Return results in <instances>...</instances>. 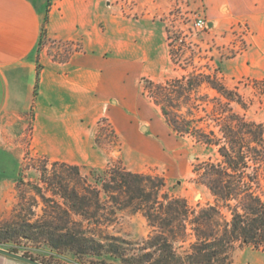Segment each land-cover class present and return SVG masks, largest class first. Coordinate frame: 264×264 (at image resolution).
Instances as JSON below:
<instances>
[{
  "label": "crops",
  "instance_id": "0c3cea01",
  "mask_svg": "<svg viewBox=\"0 0 264 264\" xmlns=\"http://www.w3.org/2000/svg\"><path fill=\"white\" fill-rule=\"evenodd\" d=\"M198 1L211 29L246 20L254 33L249 65L243 54L225 60L223 71L232 75L245 66L264 74V0ZM110 9L107 0H0V140L22 139L30 116L36 153L105 169L108 152L96 144L102 119L124 158L163 151L150 139L175 138L141 89L142 79L172 78L166 25L119 19ZM68 47L73 51L65 56ZM0 264L26 263L0 255Z\"/></svg>",
  "mask_w": 264,
  "mask_h": 264
},
{
  "label": "trees",
  "instance_id": "16d2710c",
  "mask_svg": "<svg viewBox=\"0 0 264 264\" xmlns=\"http://www.w3.org/2000/svg\"><path fill=\"white\" fill-rule=\"evenodd\" d=\"M143 83L173 133L217 156L193 167L195 183L213 202L193 209L166 193L162 178L118 166L54 162L50 172L40 170L43 188H35L44 205L41 216L17 214L16 229L2 239L42 241L76 256L105 254L121 264H233L237 248L264 252V125L235 113L231 104L243 106L242 97L210 75L192 72L164 84ZM203 86L219 98L207 100ZM125 213L145 220L149 232L142 241L108 233Z\"/></svg>",
  "mask_w": 264,
  "mask_h": 264
},
{
  "label": "rangeland",
  "instance_id": "374dc122",
  "mask_svg": "<svg viewBox=\"0 0 264 264\" xmlns=\"http://www.w3.org/2000/svg\"><path fill=\"white\" fill-rule=\"evenodd\" d=\"M107 3L111 14L119 19H148L166 25L173 74L165 82L180 80L192 72L210 75L217 83L242 97L243 106L231 104L235 113L245 120L264 125V74H253L244 66L240 73L229 75L222 66L225 60L243 54L249 65L247 52L252 48L254 33L246 20L232 21L224 28L213 30L207 25L205 7L198 0H107ZM198 19L205 23L204 28L195 26ZM44 45L42 42L40 49ZM64 49L65 56L73 51L71 47ZM141 89L145 94L143 79ZM201 95L207 100L219 98L206 86L202 87ZM147 97L151 100L148 94ZM207 127L212 128L213 124L208 121ZM30 132L31 117L28 116L22 139L8 143L0 140V248L16 250V254L32 257L41 264H121L105 254L101 257L76 256L67 251L57 253L42 241L2 239L6 232L16 229L17 214L33 220L41 216L44 205L35 190L36 187L43 188L39 181L40 170L45 167L50 172L52 163L57 162L32 149ZM174 134L175 138L171 140L148 141L151 146L161 144L164 152L153 147L146 155L124 158L118 154L121 141L114 136L109 123L102 119L97 126L96 144L108 152L106 168L128 167L140 174L160 177L165 182L166 193L185 199L193 209L211 204L213 198L208 190L194 181L193 167L207 160L215 161L217 156L190 137ZM42 191L47 198L50 197L44 189ZM148 232L145 220L129 213L119 216L118 223L108 230L112 235L133 242L142 241ZM233 264H264V252L249 247L237 248L233 253Z\"/></svg>",
  "mask_w": 264,
  "mask_h": 264
},
{
  "label": "water",
  "instance_id": "95a60500",
  "mask_svg": "<svg viewBox=\"0 0 264 264\" xmlns=\"http://www.w3.org/2000/svg\"><path fill=\"white\" fill-rule=\"evenodd\" d=\"M196 198H199V196H197ZM0 255L21 261L26 264H41L34 259L4 250L2 248H0Z\"/></svg>",
  "mask_w": 264,
  "mask_h": 264
},
{
  "label": "built area",
  "instance_id": "2783aa9c",
  "mask_svg": "<svg viewBox=\"0 0 264 264\" xmlns=\"http://www.w3.org/2000/svg\"><path fill=\"white\" fill-rule=\"evenodd\" d=\"M195 26L199 29H202L205 27V23L201 19H198L195 23Z\"/></svg>",
  "mask_w": 264,
  "mask_h": 264
}]
</instances>
